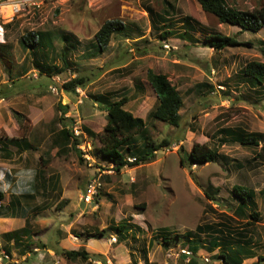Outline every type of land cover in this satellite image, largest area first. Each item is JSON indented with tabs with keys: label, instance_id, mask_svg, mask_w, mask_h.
<instances>
[{
	"label": "rangeland",
	"instance_id": "rangeland-1",
	"mask_svg": "<svg viewBox=\"0 0 264 264\" xmlns=\"http://www.w3.org/2000/svg\"><path fill=\"white\" fill-rule=\"evenodd\" d=\"M227 2L249 11L264 5V0ZM187 16L199 21L191 32L195 42L180 35ZM109 19H120L127 28L113 36L106 51L96 52L94 36ZM39 30L64 32L73 43L79 41L73 54L65 50L71 59L66 73L49 77L40 73L43 68H36L30 55L26 58L21 37ZM164 31L172 33L162 39ZM212 32L234 36L241 43L217 51L204 42ZM56 43L63 46L59 38ZM252 61L264 63V28L241 31L222 23L198 0H37L15 15L4 11L0 17V192L2 211H10L14 218L0 219V249L9 248L19 264H99L62 254L78 248L79 237L93 239L90 252L102 254L106 264H185L188 257L181 250L186 248V234L211 225L224 230L228 240L223 244L251 251L245 264H264L258 261L264 257V141L260 147L222 142V130L227 128L264 134V87L254 88L242 77ZM23 66L29 71L26 75ZM149 69L166 74L181 92L184 105L178 127L151 115L158 99L147 79ZM76 76L88 78L86 87L64 90L63 84ZM109 94L113 100L127 96L125 108L145 120L152 141H169L154 160L118 171L103 158L99 139L87 132H103L108 124L107 110L95 98ZM59 104L69 105L65 117L74 120L67 124L77 127L82 140L77 149L55 142L62 128L58 118L64 116ZM144 137H135V144L141 146ZM21 138L32 148H26ZM196 143L217 148L219 158L192 165L189 154ZM99 175V195L87 204L81 195L89 179ZM236 185L255 191V205L248 204L244 216L252 225L235 211ZM253 210L257 220L250 218ZM123 222L133 228L124 239L108 230ZM24 226L31 231L29 238L26 233L16 240L6 237ZM227 226L233 231L228 232ZM103 229L108 230L104 238L89 234ZM241 231L251 243L239 242L246 238L236 234ZM210 233L196 237L200 251L195 259L199 264H225L217 257L218 248L209 249ZM152 234L158 237L151 251ZM177 235L181 240L167 248L163 238ZM124 244L123 253L119 247Z\"/></svg>",
	"mask_w": 264,
	"mask_h": 264
},
{
	"label": "trees",
	"instance_id": "trees-1",
	"mask_svg": "<svg viewBox=\"0 0 264 264\" xmlns=\"http://www.w3.org/2000/svg\"><path fill=\"white\" fill-rule=\"evenodd\" d=\"M166 2V1H165ZM201 4L202 9L207 13L215 15L220 22L229 23L241 28V31H253L258 32L264 28V5L260 9L254 11L240 10L229 6L227 0H198ZM167 6L171 7L172 10L175 9L174 5L170 1L166 2ZM169 12L166 10L165 14ZM165 19V18H163ZM186 29L184 33H181V37L187 38L191 41H196L194 36L191 34L195 30L196 26L194 22L199 24V21L187 16L186 17ZM127 28L126 23L120 19H109L105 21L100 29L94 36L95 42L92 43V47L95 51H106L110 46V42L115 34L122 33L123 30ZM172 32L164 31L161 34L162 39H166L168 35ZM61 39L63 46L57 47L56 40ZM198 41V40H197ZM204 42L211 48L215 50H223L229 46H235L240 44L236 37L227 36L219 32H212L205 36ZM20 43L27 55L32 57V61L36 68H43L40 73H45L49 77H54V75H62L66 73L71 67V59L69 57V52L73 54L77 50L79 41L72 38L64 32L56 33L52 30H42V31H31L26 33L21 37ZM66 45V48L64 47ZM65 48V49H64ZM65 50L69 51L66 52ZM94 53V52H93ZM87 56H92V53L86 54ZM58 59L61 64L55 62ZM55 62V63H53ZM23 72L25 75L29 72L27 68L23 66ZM21 75V74H20ZM24 74L22 73V76ZM243 79L253 86L254 88L264 87V63L259 61H252L247 64L242 72ZM147 79L151 85L153 91L157 96V104L151 112L154 118L164 121L170 125L179 126L182 114L180 110L184 105V99L178 88L171 82L169 77L164 73H159L153 69L147 71ZM88 78L86 76H76L71 80L65 82L62 86L67 92H75L77 88L86 87ZM264 89V88H262ZM113 94L109 95H98L96 100L104 105L107 110L108 124L104 128L103 132L96 133L93 131H88L87 133L93 137H96L100 141L99 151L103 158L113 165V168L120 171L126 166L134 167L140 165L141 163H148L155 159L156 154L163 147L170 145L169 141L164 140L162 143H155L151 140L149 135H146V122L142 117L134 115L131 111L125 108L128 98L123 96L119 100L112 99ZM58 109L64 115L58 118V121L62 123V128L57 132L56 140L58 144L65 148L69 144L74 145L73 147L77 149L78 145L82 143L81 136H77L74 130L67 124L68 121H73L71 117H65L69 111L68 104H59ZM138 135H144V143L141 146L138 143L135 144V137ZM22 143L26 148H32L30 142L25 138H21ZM12 141L16 139H11ZM264 141V134L259 132H249L243 128H227L222 130V142H237L241 145H248L254 147H260L261 143ZM16 143L19 148H21V141ZM77 146V147H76ZM24 147V148H25ZM264 151V146L261 147ZM190 159L192 165H202L211 162H215L220 154L217 148H211L206 144L196 143L193 145L190 151ZM135 158L134 162H130L129 158ZM82 160V157L80 158ZM83 161V160H82ZM233 193L238 199V205L235 209L238 215L246 219L244 216H248L247 208L248 204L255 205L253 198L255 197V191L253 189L247 188L246 186L236 185L233 188ZM2 193L0 192V198ZM11 205L9 206V209ZM3 206L0 208V217H14L10 211H2ZM251 219H258V213L254 210L250 214ZM247 220V219H246ZM250 220H247V225H252ZM228 227V232L233 231L230 226ZM115 231L121 238H126L133 228L127 223H120L117 226H110V229ZM103 229L99 233L90 234L92 237L104 238L106 232ZM206 231L212 232L210 235L213 237L210 241L211 248H218L221 251L218 252L217 257L220 258L225 264H245V259L251 254V251L246 250L243 247H238L235 249L234 246H229V244H223V240L226 239L224 235V230L222 227H212L211 225H202L197 227L195 233L188 232L185 236L184 245L188 247L190 251L193 252L194 256L198 253L199 247L194 242L196 237L201 238V234ZM22 233H26L27 238L30 237L31 231L27 226L18 228L7 232L6 237L11 240H16L20 237ZM223 236L219 240L220 235ZM237 235L244 238L247 234L243 231L236 232ZM89 235V234H88ZM191 235H194L192 238ZM122 239V240H123ZM181 240V236L177 235L175 238L164 237V245L169 248L170 245L176 244ZM228 240V239H226ZM246 241V242H245ZM239 242L251 243L250 237L244 238ZM230 243V242H229ZM233 243V242H232ZM244 243H238L239 245ZM7 252L10 249L7 248ZM62 254L67 256L69 259L81 258L84 261H89V259H99L103 263H107L106 259L102 254H91L85 248L62 250ZM243 254V255H241ZM252 258V257H251ZM264 260V257H258V261ZM189 264H198L195 258L189 261Z\"/></svg>",
	"mask_w": 264,
	"mask_h": 264
},
{
	"label": "built area",
	"instance_id": "built-area-1",
	"mask_svg": "<svg viewBox=\"0 0 264 264\" xmlns=\"http://www.w3.org/2000/svg\"><path fill=\"white\" fill-rule=\"evenodd\" d=\"M37 0H0V17L3 15L4 11H10L12 12V15H15L19 13L22 10V7H25L28 4L36 3ZM11 18V15H10ZM14 17H12L13 19ZM55 79H60V77H57ZM77 136L79 135V131L77 127H74L73 129ZM130 162H134L135 158H129ZM102 187V181L101 176H93L89 179L87 186L85 188V191L81 195V199L83 202L87 204H93L96 197L99 195V191ZM4 202L3 199L0 198V207L3 206ZM116 241V240H115ZM183 254H186L188 256L191 255V251L189 250H182ZM190 257L188 258V260ZM209 260L208 258H206ZM97 263L101 264L102 261H96ZM0 264H19L18 261L14 260V258L11 256L9 252L5 249H0Z\"/></svg>",
	"mask_w": 264,
	"mask_h": 264
},
{
	"label": "crops",
	"instance_id": "crops-1",
	"mask_svg": "<svg viewBox=\"0 0 264 264\" xmlns=\"http://www.w3.org/2000/svg\"><path fill=\"white\" fill-rule=\"evenodd\" d=\"M9 205H11V203L9 204ZM12 218H14V217H4V218H1L0 217V219H2V220H6V221H11L12 220ZM8 225H10L9 223H8ZM144 229V228H143ZM12 231V230H11ZM93 233H95V232H89V234H93ZM153 236H151V238H150V240H149V249H150V247H151V251L153 250V248H155V247H153L154 245H155V238L157 239V237H158V235H155V234H152ZM155 235V236H154ZM74 236H76V235H74V234H70V237H74ZM77 237V236H76ZM78 239H79V241L78 242H76V243H80L79 244V246H78V248H74V249H79V248H85L89 253H91V254H93V252H90V250L89 249H91V248H94L92 245H91V242H92V240L93 239H88V238H85L86 240H80V238L79 237H77ZM160 239V238H159ZM163 241V240H162ZM125 245V244H124ZM124 245H122V247L120 248L119 247V249L121 250V252H126V250H127V247H126V245H125V247H124ZM172 246V245H171ZM186 247V246H185ZM122 248H125V249H123L122 250ZM186 248H188V247H186ZM155 250H157V248L155 249ZM199 251H200V249H199ZM199 251H198V253H199ZM221 250L219 249L218 250V252H220ZM217 252V253H218ZM198 253L193 257V258H195L196 256H198ZM100 254V253H99ZM123 256H126V255H123ZM129 256H132V253H130L129 254ZM121 257V256H120ZM183 257H187V256H185V255H183ZM150 261V260H149ZM147 263V262H146ZM150 263H151V261H150ZM197 263L199 264V262H198V259H197ZM185 264H189V262L185 259Z\"/></svg>",
	"mask_w": 264,
	"mask_h": 264
},
{
	"label": "clouds",
	"instance_id": "clouds-1",
	"mask_svg": "<svg viewBox=\"0 0 264 264\" xmlns=\"http://www.w3.org/2000/svg\"><path fill=\"white\" fill-rule=\"evenodd\" d=\"M130 158H132V157H130ZM4 205V204H3ZM2 207V206H1ZM0 207V208H1ZM183 249H185V250H189L188 248H183ZM182 249V250H183ZM182 250H181V252H182ZM190 251V250H189ZM185 256H186V254H184ZM192 256V257H191ZM187 257L189 258V256L187 255ZM194 257V254H193V252L191 251V255H190V259L188 260V262L192 259ZM96 260H99V259H96ZM100 261H102V260H100ZM103 262V261H102ZM107 262V261H106Z\"/></svg>",
	"mask_w": 264,
	"mask_h": 264
}]
</instances>
